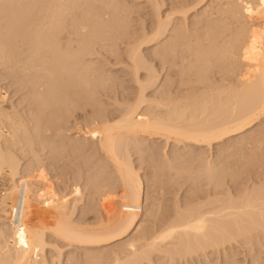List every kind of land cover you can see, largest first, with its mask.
Segmentation results:
<instances>
[{"label":"bare ground","instance_id":"6f19581e","mask_svg":"<svg viewBox=\"0 0 264 264\" xmlns=\"http://www.w3.org/2000/svg\"><path fill=\"white\" fill-rule=\"evenodd\" d=\"M110 1L111 0L108 1L109 3L106 1V4L105 3H104L105 5L103 4L105 7H102L103 5L99 6L100 3L102 4V2L99 3V1L97 0H92L93 4L94 2L99 3V4L96 3V7H97L96 8L94 7L95 5L91 3V0H87L86 2H84L83 0H0V61L2 63H5L6 60L8 61L7 63H9L10 61L12 62V64L11 63L9 64L13 66V67L10 66V69H14V68L18 69L17 71L21 77L19 76L18 73H17L18 75L17 74L16 75L17 77L25 81L26 85L24 87V85L19 84L18 80L16 81V83L19 84L20 88H22L21 86H23L24 89H26V86L30 87L29 88L30 90L28 88L27 89L32 94L31 98L33 100V103L36 104L35 105L36 107L34 109L32 108V111L30 112L27 111L28 114H25L27 115L25 117L24 112L26 111L20 112V114L22 113L20 115V114H17L18 112L17 113L16 111L14 112L16 108L14 109L13 106L11 108H9L10 106L2 107L1 105L3 103L5 104L4 100L7 97L5 96L6 95L5 92L0 93V264H40L41 261L44 260V259L42 260L40 259V258H43V254L45 257L44 249L49 245L51 246L50 242L48 245L46 241V235L48 234L56 238L57 241L58 239L60 242L63 241L64 244L66 243L67 246L69 245L74 246V247L77 246L79 248H85L87 250L96 249V248L98 249L101 246H105L113 242H116L118 240H121L123 238H126L129 234L132 233L131 231L136 226L138 227L140 223L142 224V221L140 223L138 221L140 217V212L142 211L141 202H143L142 201V195H143L142 189L143 188H142L141 180L143 179H140L137 173L138 171L136 172L135 167H133L132 165L133 160L131 161L130 155L134 154L132 153L133 151L134 152L139 151L141 149L140 148L141 146L143 147V149H146V147L149 148L151 144L148 142L149 146H146L147 144L146 141H152V140L154 141L156 139H162L165 141V143L172 142L176 145L177 144L186 145V146L187 145H196V146L204 145V146L211 148L213 144H221L225 140L231 139L232 137L234 138L235 136H239L240 134L244 133L246 130H250V128H253L255 125L258 124L260 120H263L264 118V8H263L264 5H262L264 3V0H216V2L215 0L214 1L209 0L208 1L209 4L208 3H207L208 5L205 4L206 5L205 8L201 9L202 12L200 11L199 8H201L204 5L203 4L201 6L204 0H199V1L195 0V3H193L194 0L193 2L191 0L190 2L188 1L189 2L187 3L188 5L184 3L186 7H184V5L181 4L184 8L183 7L181 8V5L179 6V9H181L180 12L183 15V17H181L184 20L183 24L182 22L178 23V21L175 23L172 17L170 16L168 17L169 14L170 15L171 13L173 14V12L171 11L169 12L168 15H166L167 17L166 16L165 18L161 17L159 14V10L161 7L158 8V5L160 4V3L158 4L159 0L157 1L154 0V3H153L154 5H152L151 8L153 12L154 10H156L155 11L156 16L154 13L152 15V17L153 18L155 17L156 20L154 19L155 22L153 21L155 25L153 24L154 25V26L152 25L153 28L151 27V30H150L151 34L148 33L150 34L149 36H147L148 34L144 36L146 33L144 34L145 31H142V33L144 34V35L140 34V36H142V41L137 42V44H135L136 41H139V36H138V40H135L133 45L131 43L130 44L131 47L128 46L129 51L126 49L128 52L126 51L127 58L125 59L127 61L125 60L126 61L125 65L129 67L131 66L129 69H132L130 71H132L133 73L132 76L134 75L133 79L135 78L133 82H136L137 85L136 84L135 85L137 86V90H138V91L136 90L137 93L135 94L137 95L136 97H134L135 99L132 98L134 99V102H132L133 101L132 100L131 101L132 103H129V100H126L128 103L126 102L124 104V107L123 105H121L123 108H120L118 116H116L117 113L115 114L116 117L111 118V115H113L111 114L109 118L108 114L105 115L107 112L100 114L99 112L97 113L96 111H93L96 114V116L94 114V117L96 119L94 117H91V118H94L95 120L94 119L92 120L96 122V123L92 122L93 123L92 129H95L96 132H93L91 136L93 137L94 133L95 134L97 133L96 135L98 139L94 136L97 139V144H94L95 141H93V139L90 138L91 136H89L88 138V140L91 139V141L94 142V143L91 142L92 145L94 144L93 146L91 144L90 145L92 147H95V149L93 148L95 152L93 154H96L92 157L93 160L92 159L90 160L92 162L94 160H97L96 158L100 160V162L97 160L99 162L97 164H99L100 170L97 167L98 165H94V168L95 169L97 168L96 170L101 172V169L103 166V165L102 166L100 165L102 164L101 163L102 158L99 159L101 154L100 155L98 154L99 157H97L98 152L96 153V151L99 150V153L101 152L105 156V159L112 165V168H111L113 170L112 173L113 174L116 173L117 176L115 174L114 175H115V178L118 177L117 179L120 182V188H121V193H122V196H121L122 199L120 198L122 202L121 200H119L120 201L119 204L121 205L119 207L120 208L119 213L115 216V214L111 213V212L113 213L115 212L114 207H112L113 209L111 210L108 207V205H110L111 203L109 199H112L113 194L112 192H110L109 193L110 197H108L107 192L112 186L110 187H107V186L110 183L112 184V182H116V181H113L114 177L111 178L112 182L110 179H109L110 181L108 180V177L109 175L111 177V174H107L108 177H106L105 170L107 169L110 172V168L108 169L107 167L106 169L103 167L104 170L102 169L105 173L103 174L105 175V177L104 176L102 178L100 177L102 176L101 174L102 172L99 173L101 174L100 176L98 175L102 179V181H104V182L101 181L103 186H99L98 184V186L96 187L97 185L96 181L98 180L99 182V177L95 179L96 181L93 180L94 177L96 178L97 176V175L94 176V174L96 173L94 174L92 173L93 179L91 178L92 176L90 177V179L92 180L89 181L88 180L89 178L86 179L91 183L93 181H95L93 183H96V185L94 184L95 186L93 187L95 188V190L93 191L94 192L93 198L94 197L98 198L99 196L98 194L103 195L104 193H107L105 195L108 197V201H109V202L107 201L108 205L105 204L107 206V211L110 210L109 213L115 216L113 218L108 217L111 214L110 215L108 214L107 216L108 212L105 213L107 218H110L111 221L110 219L107 220L105 215L104 216L106 219H104V217L99 216L100 218H103L105 222L103 220L97 219V222L99 223H96L98 224L96 225L94 222L95 228L94 227L89 228L90 225L89 227H87V225L79 224L76 221H75L76 223L73 222L71 219L72 217L71 214L69 213L70 214L69 215L67 212V209L70 207V205L69 207L67 205L69 202L66 203L67 202L66 201L65 203H63L62 199L64 196H62V199H61L60 197L61 194L60 195L53 194L55 192L52 193L50 190L47 189L51 193L44 194L45 195L44 196L42 195L44 192L43 193L41 192L42 193L41 194L39 191L38 197H40V199L37 198L32 193L31 194L33 195V197L31 196H30L31 198L28 197L27 193H29L30 190L27 192V191H23L22 189L18 188L20 187V185L17 184L19 183L16 179L18 178L17 176L20 175L21 173L29 174L32 172L33 174L34 168H36L34 169L36 171H37V168H41L40 166H42L41 164L42 158L39 153H43V152H40V151H44L45 149H48L51 153H55L56 155V151L58 149H52V145H57V143L54 144L53 141L55 140V138L58 137L61 129L64 126H66V124L68 125L67 123L68 118L65 115V113L68 112L70 109L74 111L76 107L78 109L81 106H84V107L89 106L87 105V104H90L89 100H91V98L93 97H94L93 101L96 99L94 94H91L90 88H93L94 86L96 87V85L99 87V85L101 86L102 83L107 84L108 82L110 83L115 80L114 79L115 77L109 78L111 81L110 80L108 81V78L106 79L105 77H103L105 78L103 82V78L102 79L100 78L102 77L101 76L102 74H100V77H99L97 69H94L96 68V66L93 65L92 62L90 63V62H87L88 60L87 61L86 59L84 60L83 59L84 57L82 56L84 54L88 56V53L90 51L88 50L87 52V48H88L87 46L88 45L91 46V44L93 45V43H95V42L92 43V41L99 40L103 44H106L105 42H107V44L109 45L111 43L114 44V42H116V41L113 42L112 39L114 35L117 34L118 32L121 31L122 34L124 35H122L121 32L118 33L117 35L120 34L119 36L121 37L126 36L125 34L127 32H125L124 30L128 28L131 24L127 27H124L125 25H128V24H125L126 22H124L125 21L124 15L127 14L125 9L123 8L124 6L119 4V7H117V4L114 0H112L111 3ZM83 2L84 4L88 3L87 4L88 7L86 6L84 8L85 5L83 4ZM112 2L114 3L115 6L113 5ZM156 2H157V6L155 5ZM80 3H82L84 9L81 7ZM190 3H191V6H189ZM89 4H91L92 6ZM107 4L109 5L107 6L108 8H106ZM110 4H112L114 7L112 5L110 7ZM120 5L122 8H120ZM109 7L111 8V10ZM101 8L103 9L101 10ZM105 8L106 10H108V12L110 10L109 12L110 15L111 14L113 15L110 16L109 13L105 10ZM123 9L125 12L123 11ZM104 10L105 12L103 13L102 11ZM250 10L252 11L250 12ZM172 11L174 12L177 11L178 14L180 13L178 9L177 10L175 9ZM194 11L196 12L200 11V14L198 15L199 12L196 13L197 17L196 15L195 17H191L189 15L191 19L192 18L194 19L193 21L191 20L192 21L191 22L188 20L189 17L188 18H185V17L188 16L187 14L189 12L193 13ZM246 11L250 12L251 15H252V12L257 11L256 15L259 14L260 15L259 19L262 18V23L260 25L261 27L259 26L258 28V26L255 25L256 26L255 28L253 27L254 25L253 26L250 25L251 20L250 22H248L249 20L247 21L248 25H250L251 28L250 26L247 25V23L243 22L244 20L246 22V19L244 17L245 16L247 17V15H249V13L247 15H244L246 14ZM123 12L126 14H124ZM92 13L93 14L95 13L94 16ZM102 13L103 15L105 14L106 19H104L103 15H98ZM242 14L244 15L243 17L244 19L241 18L243 16ZM259 15H257L256 17H258ZM109 16L110 17L115 16V19H113V21L110 20L111 22L108 20L110 24L106 26L103 25V24L109 23L107 22V17ZM248 17L249 19H251L250 15ZM93 18L95 21L93 20ZM177 18L178 16L176 17V19ZM101 19L106 20V22L102 21ZM182 19L180 21H182ZM242 19H243L242 22L246 25H243V23L239 22ZM185 21H189L191 22V24L190 25L188 24V26H186L185 25L186 23L184 24ZM171 22L175 24L171 25ZM122 25H124L123 26L124 28L122 27ZM243 26H246V27L244 28ZM252 27L254 28L253 30L255 29L257 30V31L255 30L256 34L254 32H249V30L251 31ZM118 38L120 37H117L115 40H117ZM161 41H163L162 44H161ZM251 42H253L254 44L252 47H251ZM159 43L160 45L158 46L157 44ZM247 44H249L250 46H248ZM144 45L150 46L151 48L153 45H156L157 49L155 48V46H153V49L155 48L156 50L154 49L153 51L150 48L151 49L150 54L151 56L156 57V59H158L157 61L162 60L163 62L166 59L165 64H167V61L168 63H170L167 65L169 66L167 67L168 70L171 68L174 69V67H176L175 70H173L174 73L173 71H171L172 69L170 70V73L172 72V74H168L169 71L168 73L165 72L166 76L164 75L165 77H163L165 78V80H163L165 82H163L164 83L163 84L161 83L162 82L161 80L159 82L161 84V85L159 84L160 86L158 85V78L160 77L156 73V70H154L153 66H149L151 65L149 62H148L149 65L147 64L146 62L147 60L145 61V58L147 59V57H145L144 54H143L144 56L142 55L143 51L141 49ZM256 45L259 47V48L257 47L259 51L258 49L257 50L255 49ZM245 46L248 47V50H247V47L245 48ZM255 51H257V53L259 52V54L257 55ZM152 52H154L153 55H152ZM244 52L247 53L248 56L246 54V56L242 55L243 57H241V54H245ZM123 56H125V54ZM4 58H6L5 62H3ZM153 60L155 59L153 58ZM174 61H176L177 63ZM160 62L161 61H159L158 63L160 64ZM172 62H174L175 64ZM9 64L7 66H9ZM214 64H217L218 67H215L216 65ZM170 66L172 67L170 68ZM213 66L218 69V73H219L218 78L216 79L213 78L215 77L213 75L215 74ZM167 68H166V71H167ZM10 69L9 71H11ZM211 69L213 70V73L209 74L210 72L209 70ZM142 71H146L145 72L146 76L141 78L140 73ZM154 71L156 74L154 73ZM96 72L98 75L95 74ZM94 74L96 75L95 79H97L96 77L98 76L99 80H94L93 78ZM173 76L174 77L177 76L178 79L176 78L177 79L176 80ZM17 77H11V78H17ZM171 77H173L178 83L175 82V80L172 79ZM190 78H193V79H190ZM96 81L97 83L98 81L99 82L101 81L100 82L101 84L99 83L97 84ZM94 83H96V85ZM173 83L178 84L177 87L180 86L179 87L180 89L183 85L185 89H187L186 87L188 85H193V87L195 86V88L197 87V89L191 88L190 91L188 90L189 93L181 94L182 92L186 93L188 91L182 90L184 89L182 88L181 89L182 92H181L178 88V92L176 93H179V91L181 92L180 94H177L178 96L181 95L180 97H178L174 91L177 89L176 87H175L176 89L174 88L173 90L174 91L173 94H171L172 92L168 90V88L170 89V87L173 86ZM91 85H93V87ZM164 85H166L167 87L169 86V87L167 88ZM158 86L165 87L166 89L163 90L162 88H160L161 89L159 90L160 92L157 91L156 93L155 90H157ZM166 90H167V94H164L165 93L164 91ZM149 91H152L151 93H153L154 91L153 93L154 95L152 96L151 94L150 95L151 97H147L146 95H147V92ZM27 95L30 96L29 94ZM31 98L29 99L30 101L27 100L29 101L30 105L32 103ZM80 101L82 102L83 105L80 103ZM78 102L80 103V106ZM93 103L94 102H92V104ZM96 104L98 103L96 102ZM95 106L98 107V105H95ZM95 106L93 107L95 108ZM84 107H82V109ZM4 108H8L9 110H12L13 108L14 110L9 111L8 109H4ZM91 116H93L92 113H91ZM95 124L96 126H94ZM90 128L91 127L86 128L87 129L86 131L90 130V132H92ZM86 131H85L86 134H84L85 136L87 134L89 135V133H87ZM261 131L264 132V130H261ZM250 132L252 133L251 130ZM255 132L256 131L253 132L254 133L253 135L255 137L251 133L248 135V141L250 142L252 138L249 139V137L253 136L255 142L258 139L256 144H258L259 146L261 145V143L259 142L264 141V137L262 136L264 133L261 132V134H259L260 136L259 137L257 133H259L260 131L256 133ZM261 136L263 137L262 138L263 140H261ZM252 140L251 142L254 141ZM238 141H242V140H238ZM243 141L245 140L243 139ZM78 142L80 144V141ZM78 142L77 141L74 142L76 144H73V145H71L73 142L72 143L70 142V147H74L76 145L78 146L77 148L80 149L82 145L80 146ZM87 142H90V141H87ZM249 142L247 143V147L250 146L248 145ZM144 143L146 147H144ZM239 143L237 142L235 144H238L239 146H241V143L240 144ZM245 143L244 145H246ZM68 145L69 143L65 144V143H61L60 141L58 148L62 151L63 149L67 148ZM84 145L85 144H83L84 148L81 147L83 148L82 151L91 153L90 147H88L89 149H86L87 147H85ZM253 146L255 147V145ZM151 147L152 148L154 147L153 148L154 150L152 148H149L148 150L149 151L153 150L152 152H154L157 148L154 146V144H152ZM256 148L258 147L256 146ZM244 149L248 150V148H244ZM148 150L146 149L147 152ZM263 150H264V147H263ZM234 151H232V153H235ZM237 151H238V148H237ZM177 152L176 153L173 152L174 158ZM189 152H192V151H189ZM230 152L231 151H229V153ZM58 153H59V150H58ZM138 153L140 154V151ZM200 153L201 152L196 153L193 158L201 162L199 165L198 164L199 162H197L196 160L193 161L195 163L197 162L196 164L199 165L198 167L196 166L198 170H195L194 168V171L193 170L191 171L190 169L185 168L186 170H190V171H186L184 170V167H183V170H181L182 167L178 165L179 163L178 164L176 163V164L180 168L179 169L178 167L175 168L176 166V164L174 165V163L176 162L174 161L175 159L171 157H170L171 159L168 158L166 162H169V163L171 162L170 164L168 163V165L170 166V167L168 166L169 170L171 169L172 171L171 167L174 165L173 169H175L174 170L175 174L178 172L177 174L180 175V177H178V175L173 174L175 175V178H173L172 176L171 182H174V181L176 182V180L174 179H176L177 177L178 179L182 178L184 176L183 173L185 174L188 173L189 175L191 174L194 180L192 179L190 180L193 181L194 183V181L199 178H200L199 180L201 179L204 180L206 178L208 179V176L209 178H212V176L213 177L216 176V175H213L216 172L218 173V174L216 173L218 176L224 173L223 170L227 171L229 167L227 160L224 159L225 161H221L218 158L219 156L218 157L216 156L217 160H213V161L212 159L205 160L206 157L204 159L202 158L204 157V154L202 153L203 154L202 156ZM248 153L250 152H247L246 154L248 155ZM199 154L201 155V157H199L200 156ZM246 154L244 155L245 157H247ZM254 154L253 156L256 155ZM103 155L101 157H103ZM140 155H142V153ZM140 155L139 157L141 159ZM185 155L184 157L186 158ZM196 155L199 157V159H197L198 157ZM234 155L238 156L237 153H235ZM260 155H264V153ZM20 156L30 157L32 160L29 159L31 162L29 161L28 163H26L25 166L22 167L20 164V160H21ZM177 156L182 158L178 154ZM242 158L244 161V157ZM213 159H215V157ZM106 160H103V161L105 162ZM155 161H159V160L156 159ZM188 162H191V161L189 160ZM153 163H156V162H153ZM109 165L106 164L105 166L109 167ZM254 165H256V163L253 164V167L251 166L253 169H254ZM165 167L167 168V164L165 165ZM50 168H51V165H50ZM259 168L261 169L260 166ZM260 169L259 171H257V173L261 171ZM39 170L40 169H38V171ZM96 170H93V171L96 172ZM169 170L167 171L168 173H169ZM228 170H230V168ZM38 171H37V174H38ZM160 171L158 173H160V176H161V173L163 172V170L162 172ZM154 172L156 171L154 170ZM234 172H238V171H234ZM43 173L44 171L40 174H43ZM45 174H43V177ZM163 174L164 173H162L161 179L159 178L158 180H154V181L161 180L163 182L164 180H162V178L165 179L163 177ZM189 175L186 174L185 177ZM205 175L207 176L206 178H205ZM160 176L158 175L156 178ZM190 176L189 178H191ZM202 176L204 179L202 178ZM41 177H39L38 179L40 180ZM166 177H169V176H166ZM38 179H36V181H39ZM105 179H107L109 183ZM212 180L215 181L217 179L216 178L211 179V181ZM105 181L106 183H108V185L105 183ZM198 181H196V183ZM201 182L202 181H200V183ZM37 183L38 182H36V184ZM91 183H89V186L87 183H86L87 185L86 184L85 185L91 189L92 188L91 187L92 185H90ZM257 183L259 184L260 181ZM261 183H262V180H261ZM39 184L41 183L39 182ZM104 184H106L107 186L106 185L104 186ZM208 184H210V182ZM261 185L253 187V188L249 186L250 188L248 189V191H244L240 189V191H244V192L243 193L240 192L239 193L240 195H238L236 192L235 194L236 196L234 195L231 196V194H229L224 200L222 199L219 200L220 197L217 199H213L214 197L213 194L211 195L212 196L211 198L213 200H210L208 198L206 201H203V202L199 201V203H196V204L190 201L189 199L188 202L190 203H187V204H190V205H188L185 208L181 207L182 209L180 208V206L176 207V210H178L177 213L174 211L176 213V216L174 215L175 213L173 212L174 213L173 215L175 218H171L172 220H168L169 222L166 221L163 223L162 221L161 223L162 225L158 226L156 230H153L155 229V226L153 224L154 227L153 226L150 227L152 232L149 233L148 231L149 228L147 230L144 229L146 231L140 232V235L138 236V234L136 233L134 229L135 235L137 234L136 239H134L135 238L134 236L133 240L131 241L129 240L130 242L127 241L128 243H125L126 245L123 244L124 247L122 245L119 246L120 251H119V247L115 248V253L119 252V254H115V255L113 254L114 257H112L113 258L112 259L111 258L112 253H110L109 257L112 259L111 262L108 261V259L104 257L105 253L103 252V249L102 250L98 249L100 252V253L98 252V254L96 253L98 250L96 252L94 251L93 253H95V255L91 253L92 251L91 252L88 251L90 254L84 253V255H82L83 258L81 259V261L80 260L79 261L84 264H140V262L142 263L143 261L144 263L147 262L148 264H152V260L154 259L153 256H156L157 258L156 257L155 258L158 259L160 262L162 259H164L166 263L167 261L172 263V261H175L174 260L175 258H177V260L178 259L181 260L182 258L183 260L184 258H186V256L189 257L190 255H193V253H197V252L205 253L207 249L209 248L214 249V247L216 249V246H219L222 243L229 241L231 239H234L236 237H239V236H242V238L243 236H246V237L248 236V238H250L252 237L253 234H258V232L264 233V186L262 185L263 186L262 187ZM35 186L36 185H34V187ZM213 186L215 187L214 184ZM75 187L78 190L79 187L78 186H75ZM75 187H73V189H75ZM213 189L215 190V188ZM218 189L219 188H217L216 191H219ZM110 190L112 191V189ZM75 191L74 190L71 191V194L74 193ZM230 191L232 190L230 189ZM23 192L25 193L27 192V193L25 194ZM76 193L77 192L73 194V198H74V195L80 196L81 190L79 194L78 193L76 194ZM39 194L41 195L39 196ZM95 194H97V196H95ZM111 194H112V197H111ZM217 194L222 195L223 193L218 192ZM223 195H225V193ZM41 196L45 198V199L42 198V200L44 199L43 201H41ZM80 198L81 197H78L77 200ZM99 198L102 201L107 200V198H105L106 200L103 197L102 199L101 197ZM77 200L74 198L73 201L78 202L79 200L78 201ZM191 202L193 203L192 205H191ZM117 204L118 203L116 202V207H117ZM106 206H104V208H106ZM111 206L112 205H110V207ZM66 207L68 208L66 209ZM159 208L160 207L158 206V209ZM145 221L148 222V220H145ZM144 226L145 225L143 224V227ZM144 230H141V231H144ZM145 233H148L149 236L148 234L145 235ZM246 237L243 238L244 241ZM52 245H57V244H52ZM54 247L52 248V250L54 249ZM47 248L50 249V247H47ZM56 251H58V249ZM101 251L103 252L102 257L99 255L102 253ZM59 253L61 252L59 251L56 255H59V257H61L62 255L60 256ZM113 253H114V250H113ZM105 256H108V255L105 254ZM37 257L41 261H39ZM59 257L57 258L59 259ZM67 257L70 258V254L69 256L67 255ZM79 257H81V255H79ZM103 257L108 262L104 263ZM69 258L67 259V261L68 263H71L69 261L72 260V257L70 258V260ZM76 258L78 261V257ZM76 258H73V260H76ZM110 258L109 260H111ZM44 261L46 262L48 260L45 259ZM44 261H42L41 264H45ZM77 261L75 262L72 261V262L75 264L77 263ZM58 263L61 264L60 259ZM232 263L233 262H231V264ZM157 264H159V262Z\"/></svg>","mask_w":264,"mask_h":264},{"label":"rangeland","instance_id":"374dc122","mask_svg":"<svg viewBox=\"0 0 264 264\" xmlns=\"http://www.w3.org/2000/svg\"><path fill=\"white\" fill-rule=\"evenodd\" d=\"M84 2H86L85 0H83ZM97 1H99V3L100 2H102V4L100 3V5L99 6H102L104 3L106 4V1L108 2L109 0H97ZM112 1V0H111ZM111 1H110V3H111ZM115 2H116V4H117V7H119V4H121L122 6H124L123 8L125 9V11H126V13L128 14H126V13H124L125 11H124V9H123V13L124 14H126V15H124V17H125V21L124 22H126L125 24H128V25H122V27L124 26V27H127V26H129L130 24V26L128 27V28H126L124 31L125 32H127L125 35L126 36H119V35H117L118 33H120V32H118L117 34H115L114 35V37H113V39H112V41L114 42V41H116V42H114V44H109L110 45V47H109V45L107 44V42H105L106 44H103L101 41H99V40H95V41H92V43L93 42H95V43H93V45L91 44V46L90 45H88L87 47V52H88V50L90 51L89 53H88V56L86 55V54H84V55H82L84 58V60L86 59V61L87 62H92L93 63V65H95L96 66V68H94V69H97V71H98V74H99V77H100V74H102L101 76L102 77H100L101 79L103 78V77H105L106 79L108 78V81L110 80L109 78H114V79H112V80H114L113 82H108L107 84L106 83H102V85L100 86L99 85V87L96 85V83H97V81H96V83H94L95 85H96V87L94 88L93 87V85H91L93 88H90L91 89V94H94V96L96 97V102L98 103V104H96V102H95V100L93 101V99H94V97L93 98H91V100H89V102H90V104H87V105H89V106H81V107H79L78 109H77V107H76V109H74L75 108V106H74V111L72 110V109H70L68 112H66L65 113V115L67 116V118H68V121H67V123H68V125L66 124V126H64L62 129H61V131H60V133H59V135H58V137L57 138H55V140L53 141V143L54 144H56L57 143V145H52V149H58L59 150V153H58V150L56 151V155H55V153H51L48 149H45L44 151H40V152H43V153H39L40 154V156H41V158H42V166L44 167H42V166H40L41 168H37V171H38V169H40L39 171H40V173H42L43 171H44V173L43 174H45L46 172V176L44 175V177H43V174H40L39 173V171H38V174H37V171L36 170H34V169H36V168H34L33 169V174H32V172L31 173H21L20 175H18L17 177L18 178H16L17 179V181L19 182V183H17L18 185H20V187H18V188H20V189H22L23 191H29L30 190V194L29 193H27V196L28 197H33V195H35L37 198H39L40 199V197H38V193H39V191H40V193L42 192H44L42 195H44V194H47V193H53V192H55V193H53V194H56V195H60L61 194V199H62V196H66L65 198L67 199H65L64 197H63V199L65 200H63L62 199V202L63 203H65L66 201V203H68L67 205H68V207H69V205H70V209L68 208V207H66V209H67V212H68V214L70 213L71 214V219H72V221L73 222H77V223H79V224H82V225H87V227H89V225H90V227L89 228H91V227H94L95 228V225H94V222H95V224L96 223H99V222H97V219H100V220H103L104 222H105V220L104 219H106L107 218V216H108V214L110 215L111 213L112 214H115V216L119 213V211H120V204H119V200H121L122 199V193H121V188H120V182H119V180L117 179V178H115V175H116V173H112L113 172V170L111 169L112 168V165L105 159V156L100 152L99 153V150L98 151H96V153H97V157H99L98 156V154L100 155L101 154V156L103 155V157H99V159H101L102 158V160H101V163L102 164H100L101 166H102V169L104 170V168L106 169V167L109 169L110 168V172H109V170H105V173H104V171L101 169V172L100 171H97L95 168H94V165H98L97 167H98V169H99V164H97V163H99L100 162V160H98V158H96L97 160H94L93 162L90 160V159H92L93 160V156L94 155H96V154H93V153H95L94 152V150H93V148L95 149V147H92L94 144H97V139H98V137H97V133L95 134L94 133V135H93V137L96 139H94L91 135H92V133L93 132H96L95 131V129H92L93 128V123L92 122H94V123H96L95 121H93L92 119H94L95 117H94V114H95V112H93V111H96L97 113L99 112L100 114L101 113H106L105 115H107L108 114V117L110 118V115L111 114H113V115H111V118H113V117H116V116H118L119 115V110H120V108H123L124 107V104L127 102L126 100H129V103H132V102H134V97H136V95L137 94H135V93H137V84H136V82H133L134 81V79H133V76H132V71H130V70H132V69H129L130 67L129 66H127V65H125V62L127 61L125 58H127V52L129 51V47H131V43H132V45H133V43L135 42V40H138V36H139V41H136V43L135 44H137V42H140V41H142V36H140V34L142 35L143 33H142V31H145L144 32V36H146L148 33H150V30H151V27L153 28V26L155 25V21H154V19L156 20V18L154 17H152V15H153V13L155 14V16H156V13H155V11L156 10H154V12H153V10H152V5H154L153 3H154V0H153V2H152V0L150 1V0H114ZM113 1V2H114ZM157 1V0H156ZM191 1V0H159V2H158V8L159 7H161L160 8V10H159V14H160V16L161 17H164L165 18V16L166 15H168L169 14V12L171 11V12H173V14L171 13V15L169 14L168 15V17L170 16V17H172V19H174L173 21L176 23L177 21H178V23L180 22H182V24H183V19L181 18V17H183V15L181 14V9H179V6L182 4V5H184V7H186L185 6V4L184 3H189V2ZM197 1V0H196ZM199 1V0H198ZM208 1L209 0H204V2L201 4V8H199L200 9V11L202 12V8H205V4H207L208 3ZM212 1V0H211ZM214 1V0H213ZM81 2V1H80ZM84 2H83V4H84ZM112 2V3H113ZM117 2H119V3H117ZM122 2V3H121ZM152 2V3H151ZM182 2V3H181ZM192 2H193V0H192ZM215 2H216V0H215ZM91 3H92V0H91ZM96 3H98V2H96ZM96 3L94 2V4L93 5H95L94 7H96ZM98 3V4H99ZM109 3V2H108ZM193 3H195V0H194V2ZM192 3V4H193ZM81 4V7L83 8V5H82V3H80ZM87 4L88 3H86V4H84L85 6H84V8L87 6ZM98 4H97V6H98ZM104 4V5H105ZM209 4V3H208ZM207 4V5H208ZM89 5H91V4H89ZM102 6V7H105V6ZM111 5L112 4H110V7H111ZM113 5H114V3H113ZM112 5V6H113ZM121 5H120V8H122L121 7ZM156 6H157V2H156V4H155ZM161 5V6H160ZM181 5V8L183 7ZM188 5V4H187ZM262 5H264V3L262 4ZM92 6V5H91ZM107 6H109L108 4L106 5V8H108ZM115 6V5H114ZM113 6V7H114ZM156 6H154V7H156ZM189 6H191V3L189 4ZM189 6H187V7H189ZM88 7V6H87ZM109 7V8H110ZM183 7V8H184ZM83 8V9H84ZM97 8V7H96ZM106 8H105V10H106ZM263 8H264V6H263ZM100 9V8H99ZM103 8H101V10H102ZM155 9V8H154ZM177 10L178 9V11L180 12L179 14H178V12L176 11V12H174V11H172V10ZM198 9V10H199ZM105 10L104 11H102L103 13L105 12ZM110 10H111V8H110ZM110 10H109V12H110ZM107 12H108V10H106ZM122 11V10H121ZM128 11V12H127ZM200 11H198V12H196V11H194L193 13H188L187 15L188 16H186L185 18H188V20L189 21H193L194 19L192 18H190V16L191 17H195V15H196V17H197V14L196 13H198V15L200 14ZM252 10H250V12H251ZM106 12V13H107ZM108 12V13H109ZM250 12H247L246 11V14H244V15H247L248 13H249V15H250V18L251 19H249V15H247V17L245 16L244 17V15L241 17V18H245L246 19V22H245V20L243 21V19L242 20H240L239 22L240 23H247V21L248 22H250V20H251V22H250V25H254L253 27H255L256 28V26H258V28H259V26L261 25V23H262V18L261 19H259V17H260V15L259 14H257V15H259L258 17H256L257 15H256V13H257V11L256 12H252V15H251V13ZM103 13L102 14H98V15H103ZM195 13V14H194ZM93 14V13H92ZM95 14V13H94ZM94 14H93V16H94ZM177 14V15H176ZM254 14V15H253ZM106 15H108V14H106ZM109 15H110V13H109ZM111 15H113V14H111ZM110 15V16H111ZM174 15V16H173ZM180 15V16H179ZM182 15V16H181ZM190 15V16H189ZM193 15V16H192ZM92 16V15H91ZM104 16V19H106V16H105V14L103 15ZM109 16V17H110ZM126 16H128V17H126ZM178 16V20L176 19V17ZM102 17V16H101ZM107 17V22H109L110 20H112L113 21V19H115V16H113V17ZM123 17V18H124ZM167 17V16H166ZM103 18V17H102ZM109 18V19H108ZM112 18V19H111ZM153 18V19H152ZM240 18V19H241ZM253 18H255V19H253ZM257 18V19H256ZM99 19H100V17H99ZM102 20V21H105L106 22V20ZM182 19V21H180ZM259 19V20H258ZM93 20H94V18H93ZM109 20V21H108ZM185 20H187V19H185ZM95 21V20H94ZM98 21H100V20H98ZM154 21V22H153ZM189 21H185L184 22V24L186 25V26H188V24L190 25L191 24V22H189ZM243 21V22H242ZM96 22H97V20H96ZM104 22V23H105ZM111 22V21H110ZM110 22L109 23H107V24H103V25H108V24H110ZM122 22H123V20H122ZM153 22V23H152ZM175 23H173V22H171V25L172 24H175ZM243 23V25H246V24H244ZM154 24V25H153ZM153 25V26H152ZM247 25H248V23H247ZM250 25H248V26H250ZM256 25V26H255ZM247 26V27H248ZM244 28L246 27V26H243ZM252 27V29H251V31L249 30V32H254L255 34H256V32H255V30H253L254 28ZM261 27V26H260ZM130 28V29H129ZM155 28V27H154ZM249 28V27H248ZM250 28H251V26H250ZM249 28V29H250ZM144 29H146V30H144ZM122 30V31H123ZM130 30V31H129ZM140 30V31H139ZM153 30V29H152ZM147 31V32H146ZM257 31V30H256ZM259 31V30H258ZM124 33V32H123ZM121 34H122V32H121ZM130 34V35H129ZM151 34V33H150ZM150 34H148L147 36H149ZM258 34V33H257ZM117 35V36H116ZM122 35H124V34H122ZM117 37H120V38H118L117 40H115ZM129 37V38H128ZM123 38V39H122ZM140 38H141V40H140ZM127 40V41H126ZM111 41V42H112ZM164 41V40H163ZM163 41H161V44H162V42ZM91 43V42H90ZM108 43H110V42H108ZM134 44V45H135ZM250 44V43H249ZM249 44H247L248 46H250ZM158 46L160 45V43L159 44H157ZM254 44H253V42H251V47L253 46ZM112 46V47H111ZM115 46V47H114ZM129 46V47H128ZM145 46V45H144ZM142 47V51H143V53H142V55L144 54L145 55V57H147V59L145 58V61L147 62V64L149 65V63L151 64V65H149V66H153L154 67V70H156V73L158 74V76L161 78H158V85L160 84L159 82L162 80V82L161 83H163V82H165V81H163V80H165V78H163V77H165L166 76V73H168V71H169V73L168 74H172V72L170 73V70L171 71H173V70H175V68L176 67H174V69L173 68H171L172 66H173V64H172V66H170V68L171 69H169L168 70V68L167 67H169V66H167L168 64H170V63H168V61H167V64H165V60L162 62V60H159V61H161L160 62V64L158 63L159 61H157L158 59H156V57H153V56H151V54H150V52H151V49L154 51V49L156 48L157 49V47H156V45H153V46H155V48L153 49V46H152V48L150 47V46H145V47ZM247 46H245V48H246ZM258 46L256 45V50L259 48H257ZM90 48V49H89ZM107 48V49H106ZM151 48V49H150ZM128 51H127V50ZM155 49V50H156ZM247 50H248V47H247ZM247 50H246V52H247ZM112 51V52H111ZM115 51V52H114ZM117 51V52H116ZM127 51V52H126ZM258 51H259V49H258ZM149 52V53H148ZM153 53L154 52H152V55H153ZM243 53V52H242ZM245 53V52H244ZM255 53L258 55L259 54V52L257 53V51H255ZM125 54V56H123ZM146 54H147V56H146ZM246 54L247 53H245V54H241V57H243L242 55H244V56H246ZM143 55V56H144ZM86 56V57H85ZM247 56H248V54H247ZM149 57V58H148ZM257 57V56H256ZM152 60H151V59ZM153 58L155 59V60H153ZM5 60H6V58H4L3 59V62H5ZM90 60V61H89ZM126 60V61H125ZM149 60V61H148ZM8 61L6 60V62L5 63H2L1 61H0V63H1V65H0V90H1V92L0 93H4L5 92V96L7 97V98H5V100H4V102H5V104L3 103L1 106L2 107H9V108H11L12 106L14 107V109L16 108V110H14L13 108H12V110H9L8 108H4V109H8L9 111H13L14 110V112L16 111V113L17 114H20V112H24V111H28V112H30V111H32V108L34 109L36 106V104H34L33 103V100H32V94H31V92L29 91L30 89V87H28V86H26V89H24L23 88V86H21L22 88H20V86H19V84H21V85H24V87H25V85H26V83H25V81H23L21 78H19V77H17V75L19 74L18 73V69L16 68H14V69H10V66L11 67H13L11 64H12V62H10L9 61V63H11V64H9V63H7ZM149 62V63H148ZM170 62V61H169ZM174 62H176V61H174ZM174 62H172V63H174ZM6 63H7V65L9 64V66H7L6 65ZM89 63V64H90ZM177 63V62H176ZM127 64V63H126ZM165 64V65H164ZM175 64V63H174ZM4 65V66H3ZM14 65V64H13ZM92 65V64H91ZM92 65V66H93ZM129 65V64H128ZM162 65H164V66H162ZM214 65H216L215 67H218V65L217 64H214ZM91 66V67H92ZM214 67V66H213ZM213 68L214 69V72H215V74H213L215 77H213L212 75V77L214 78V79H216V78H218V75H219V73H218V69L217 68ZM166 68H167V71H166ZM9 69L11 70V71H9ZM217 69V70H216ZM13 70H15V71H17V72H15V71H13ZM212 70V69H211ZM211 70H209L208 72H209V74H212L213 73V70L211 71ZM8 71V72H7ZM94 72V71H93ZM143 72V73H142ZM141 73H140V76H141V78L142 77H144V76H146L145 75V72L146 71H142ZM166 72V73H165ZM175 72H177V71H175ZM18 73V74H17ZM154 73H155V71H154ZM155 73V74H156ZM173 73H174V71H173ZM17 74V75H16ZM96 75H98L97 74V72L95 73ZM94 74V76H93V78H94V80H99V78H98V76L96 77L97 79H95V75ZM142 74V75H141ZM167 74V75H168ZM9 77H8V76ZM165 75V76H164ZM19 76H20V74H19ZM11 77H17V78H11ZM21 77V76H20ZM174 77V76H173ZM173 77H171L172 79H176L177 78V76H175L174 78ZM105 78H103V82H104V79ZM14 79H16V80H14ZM171 79V80H172ZM174 79V80H175ZM178 79V78H177ZM176 79V80H177ZM190 79H193V78H190ZM18 80V82H19V84H17L16 83V81ZM20 80H21V82H20ZM173 80V81H174ZM175 80V82H177ZM189 80V79H188ZM187 80V81H188ZM24 83H23V82ZM111 81V80H110ZM191 81V80H190ZM94 82V81H93ZM93 82H92V84H93ZM101 82V81H100ZM99 81H98V83L99 84H101ZM107 82V81H106ZM193 82V81H192ZM97 83V84H98ZM178 83V82H177ZM136 84V85H135ZM164 84V83H163ZM176 86H175V85ZM184 84H185V82H184ZM188 84H190V83H188ZM188 84H186V85H188ZM192 84V83H191ZM161 85V84H160ZM159 85V86H160ZM167 85V84H166ZM166 85H164V86H166ZM169 85V84H168ZM186 85H185V87H186ZM158 86V87H159ZM170 86H171V84H170ZM178 86V84H176V83H173V86H171L170 87V89L168 88V90L169 91H171V92H169V93H171V94H173V92L175 91V93L176 92H178V88L180 87H177ZM182 86V85H181ZM189 86H191V87H189ZM98 87V88H97ZM157 87V90H155V92L157 93V91H159V90H161L160 88H162L163 90L164 89H166L165 87H159L158 88ZM177 89H176V88ZM29 90H28V89ZM100 88V89H99ZM103 90H102V89ZM174 88L176 89V90H174ZM182 88H184V85L181 87V89ZM187 89H182V90H191V88L192 89H197V87L195 88V86L193 87V85H188L187 87H186ZM190 88V89H189ZM93 89V90H92ZM180 88H179V90L182 92V90H181ZM27 90V91H26ZM102 90V91H101ZM137 90V91H136ZM174 90V91H173ZM94 91V92H93ZM179 91V93H176V95L177 94H180L181 92ZM189 91L188 92H182L181 94H187V93H189ZM26 92V93H25ZM93 92V93H92ZM152 91H149V92H147V97H151L150 95L152 94V96L154 95L153 93H154V91H153V93H151ZM160 92V91H159ZM165 93L164 94H167V90L166 91H164ZM97 95H96V94ZM25 94V95H24ZM27 94H29L30 96H28ZM26 96V97H25ZM178 96V95H177ZM181 96V95H180ZM180 96H178V97H180ZM183 96V95H182ZM31 98V105H30V103H29V99ZM92 97V96H91ZM28 98V99H27ZM132 98H134V99H132ZM131 99V100H130ZM27 100H29V101H27ZM133 100V101H132ZM9 101V102H8ZM24 101V102H23ZM125 101V102H124ZM132 101V102H131ZM88 102V103H89ZM92 102H94L93 104H92ZM79 103V102H78ZM80 103L82 104V102L80 101ZM80 103H79V106H80ZM128 103V102H127ZM13 104V105H12ZM29 104V105H28ZM75 104V103H74ZM83 105V104H82ZM95 106V105H98V107L97 106H95V108L93 107V106ZM121 105H123V107L121 106ZM30 106H32V107H30ZM119 106V107H118ZM30 107V108H29ZM82 107H84L83 109H82ZM89 107H91V108H89ZM101 107V108H100ZM81 108V109H80ZM98 108V109H97ZM100 108V109H99ZM103 108V109H102ZM82 110V111H80V110ZM85 109V110H84ZM95 109V110H94ZM102 109V110H101ZM105 109H106V111H105ZM71 110H72V112H71ZM76 110V111H75ZM84 110V111H83ZM100 110V111H99ZM105 112H104V111ZM114 110H115V112H114ZM118 110V111H117ZM103 111V112H102ZM114 112V113H112V112ZM117 111V112H116ZM26 112H24V116L26 117L27 115H25V114H28V112L26 113ZM91 113H92V115L93 116H91ZM117 113V114H116ZM22 114V113H21ZM20 114V115H21ZM115 114H116V116H115ZM89 116H90V118H89ZM95 116H96V114H95ZM91 117H94V118H91ZM88 118V119H87ZM96 119V118H95ZM94 119V120H95ZM259 122H260V124H259ZM258 122V124L257 125H255L253 128H250V130L252 131V133L250 132V130H246L244 133H242V134H240L239 136H235L234 138L232 137L231 139H228V140H225L223 143H221V144H213L212 146H211V148H209V147H207V146H199V145H179V144H174V143H172V142H169V143H165V141L164 140H162V139H156V140H152V141H146L147 142V144H146V146H149V143L152 145V144H154V146L155 147H157L156 148V152L154 153V152H152L154 149V147L152 148L151 147V145H150V147L149 148H152L153 150L151 151H149L148 149L149 148H147L146 146H145V143H144V147H146V149L148 150V152L146 151V149H143V147L141 146L140 148V154L142 153V155H140L138 152L139 151H136V152H132L131 150V152L132 153H134V154H132V155H130L131 156V161H132V165H133V167H135V169H136V172L138 173V175H139V177H140V179H143V180H141V182H142V201L143 202H141V205H142V211L140 212V217H139V223L142 221V224L140 223L139 225H140V227H139V225H138V227L136 226L134 229H135V231H136V233L138 234V236L140 235V232H145L148 228V231H149V233L150 232H152V230H151V228L150 227H152L153 226V224H154V226H155V229H153V230H156V228L158 227V226H160V225H162L161 223H162V221H163V223L164 222H166V221H168V220H172L171 218H175L174 217V215L176 216V213H177V211L178 210H176V207H178V206H180V208L182 207V208H185V207H187L188 205H190V204H187V203H190V202H188L189 201V199H190V201H192L193 203H199V201L200 202H203V201H206L208 198L210 199V200H213V199H217V198H219V200L220 199H222V200H224V199H226V197L229 195V194H231V196H236L235 194H236V192H237V194L238 195H240L239 193L241 192V193H243L244 191H248V189L250 188V187H256V186H260L261 184L264 186V155H260V154H263L264 153V150H263V147H264V141H261V142H259V143H261V145H259L258 146V144H256L257 143V140H256V142H255V140H254V131H256V132H258V131H260L259 133H257L258 134V136H259V134H261V132H263V131H261V130H264V118H263V120H260ZM89 123V124H88ZM98 123V122H97ZM85 124V125H84ZM87 124H88V126H87ZM94 126H96V124L94 125ZM70 127V128H69ZM88 127H91L90 129H91V131L92 132H90V130H88V131H86L87 129L86 128H88ZM84 128V129H83ZM261 128V129H260ZM81 129V130H80ZM87 132V133H89V135L87 134L86 136L84 135V134H86L85 133V131ZM255 132V133H256ZM252 134L253 136H250L249 137V139L250 138H252L251 140L253 141V142H251V140H250V142L248 141V135L249 134ZM264 133V132H263ZM257 134H256V136H257ZM89 136H91L90 138L91 139H93V141H95V143L93 142V141H91V139H89L88 140V138H89ZM244 136V137H243ZM263 137H264V134L262 135ZM261 136V140H263L262 137ZM85 137V138H84ZM242 137V138H241ZM260 137V136H259ZM259 137H257V138H259ZM65 138V139H64ZM86 138H87V140H86ZM236 138V139H235ZM78 142V141H80V144H79V142H78V144L81 146V147H83V144H85L84 146L85 147H87L86 149H89L88 147H90V151H91V153H89V152H86V151H82V149L84 148H81L80 146V149L79 148H77L78 146H74V147H70V142L72 143L71 145H73V144H76V143H74V142H76L75 140ZM83 139V140H82ZM243 139L245 140V141H243ZM246 139H247V141H246ZM233 140V141H232ZM238 140H242V141H238ZM60 141H61V143H65V144H68L69 143V145H68V147L67 148H65V149H63L62 151L58 148V146H59V144H60ZM86 141H90V142H84ZM58 142H59V144H58ZM81 142H82V144H81ZM91 142L92 143H94L93 145L91 144ZM149 142V143H148ZM153 142V143H152ZM155 142V143H154ZM241 143V146H239L238 144H235V143ZM246 142V143H245ZM249 142V144L248 145H250V146H248L247 147V143ZM255 142V143H254ZM229 143V144H228ZM232 143H234V144H232ZM239 143V144H240ZM244 143L246 144V145H244ZM254 143V144H253ZM77 144V145H78ZM92 146H91V145ZM172 144H174V145H172ZM226 144H228V145H226ZM88 145H90V146H88ZM143 145V144H142ZM172 145V146H171ZM222 145V146H221ZM225 145H226V147H225ZM229 145H231V146H229ZM253 145H255V147L253 146ZM96 146V145H95ZM175 146V147H174ZM177 146V147H176ZM184 146H186V147H184ZM190 148H189V147ZM225 148H224V147ZM256 146L258 147V148H256ZM56 147V148H55ZM97 147V146H96ZM161 147V148H160ZM204 147V148H203ZM219 147V148H218ZM229 147V148H228ZM232 147H233V149H232ZM260 147H262V148H260ZM73 148V149H72ZM78 150H77V149ZM160 148V149H159ZM174 148V149H173ZM222 148V149H221ZM226 148H227V150H226ZM237 148H238V151H239V153H238V151H237ZM241 150H243V151H241ZM244 148H248V150L247 149H244ZM250 148V149H249ZM261 150H260V149ZM75 149V150H74ZM92 149V150H91ZM143 149V150H142ZM164 149V150H163ZM205 149V150H204ZM259 149V150H258ZM82 152H81V151ZM97 150V149H96ZM179 150V151H178ZM192 151V152H189V151ZM199 150V151H198ZM222 150V151H221ZM235 150V151H234ZM252 150V151H251ZM256 150V151H255ZM143 151V152H142ZM159 151V152H158ZM178 151V152H177ZM220 151H221V153H220ZM229 151H231L230 153H229ZM232 151H234L235 153H237L238 154V156L237 155H234L235 153H232ZM246 151V152H245ZM262 151V152H261ZM48 152V153H47ZM61 152V153H60ZM73 154H72V153ZM77 152H78V154H77ZM152 152V153H151ZM173 152L174 153H176L177 152V154L178 155H182L181 157L182 158H180V157H178L177 156V154H176V156L179 158H177L176 156H175V158L173 157ZM189 152V153H188ZM195 152V153H194ZM199 152H201L200 154L203 156V154H204V157H202L203 159L206 157V159L205 160H209V159H212V161L213 160H217V158H216V156L219 158V160H221V161H225V160H227V162H228V164H229V167H228V169L230 168V170H228L227 169V171H225V170H223L224 171V173H222V174H220V175H218V176H220V177H218L217 176V174L216 173H214L213 175H216V176H212V178H209V176H208V179L206 178L207 176L205 175V178L206 179H204L203 178V176H202V178L204 179V180H199V179H197V180H195L194 181V183H193V181H191L190 179H192V180H194L193 179V177H192V175L190 176L188 173H186L187 175H189L191 178H189V176H187V177H185L186 176V174L185 173H183L184 174V176H183V174H182V176L184 177H182V178H179L178 179V177H180V175L179 174H175V172H174V170L175 169H173L174 167V165L177 163H179L178 165L180 166V167H182L181 168V170H183V167H184V170H186L185 168H187V169H190L191 171L193 170L194 171V168H195V170H198V168H196V166L198 167L199 165H200V163L201 162H199V160H196V159H193L194 158V156H195V154L196 153H199ZM243 152H245V153H243ZM247 152H250V153H248V155L250 156H248L246 153ZM252 152V153H251ZM256 154V155H258V156H256L254 153ZM82 153H83V155H82ZM136 153H138V154H136ZM160 153H162V154H160ZM185 153H186V155H185ZM203 153V154H202ZM209 153V154H208ZM227 153V154H226ZM242 153V154H241ZM259 153V154H258ZM70 154V155H69ZM72 154V155H71ZM76 154V155H75ZM86 154V155H85ZM91 154H93V155H91ZM131 154V153H130ZM136 154V155H135ZM146 154V155H145ZM151 154H152V156H151ZM157 154V155H156ZM167 154V155H166ZM192 154V155H191ZM194 154V155H193ZM199 154V155H200ZM233 154V155H232ZM241 154V155H240ZM246 154V156L248 157H245L244 155ZM253 154L256 156V157H258V158H256L255 156H253ZM74 155V156H73ZM139 155L141 156V159H140V157H139ZM145 157H144V156ZM162 155V156H161ZM175 155V154H174ZM184 155L186 156V158L184 157ZM201 155L199 156V157H201ZM224 155V156H223ZM227 155V156H226ZM232 155V156H231ZM252 155V156H251ZM66 156H68V157H66ZM83 156V157H82ZM87 156V157H86ZM91 156V157H90ZM151 156V157H150ZM164 156H165V158H164ZM193 156V157H192ZM197 156V155H196ZM231 157V159H230V157ZM235 156V157H234ZM237 156V157H236ZM244 157V161H243V158L242 157ZM259 156H261V157H259ZM263 156V157H262ZM46 157V158H45ZM86 159H85V158ZM89 157V158H88ZM147 157H148V159H147ZM173 158V159H175L174 161H176L175 163H174V165H173V163H172V171H171V169L169 170V165H168V163L169 162H166L167 161V159L168 158ZM198 157V156H197ZM199 157L197 158V159H199ZM215 157V159H213ZM51 158V159H50ZM56 158V159H55ZM58 158V159H57ZM88 158V159H87ZM104 158V159H103ZM170 158V159H171ZM178 160H177V159ZM184 158V159H183ZM189 158H191V159H189ZM247 158V159H246ZM252 158H254V159H252ZM260 158V159H259ZM20 164H21V166L23 167V166H25L26 165V163H28L30 160L29 159H31L30 157H21L20 156ZM63 159V160H62ZM64 159H66V160H64ZM82 159V160H81ZM159 160V161H155V160ZM162 161H161V160ZM164 159V160H163ZM172 159V160H173ZM225 159V160H224ZM237 159V160H236ZM263 159V160H262ZM32 160V159H31ZM56 162H55V161ZM80 160V161H79ZM103 160H106L105 162L103 161ZM148 160H150V161H148ZM182 160V161H181ZM186 160H187V162H186ZM191 161V162H188V161ZM194 160H196L197 162H199L198 164L199 165H197L195 162H193ZM235 160V161H234ZM238 160H239V162H238ZM249 160V161H248ZM73 161V162H72ZM84 161V162H83ZM96 161V162H95ZM156 162V163H153V162ZM201 161V160H200ZM253 161V162H252ZM31 162V161H30ZM55 162V163H54ZM75 162V163H74ZM104 162V163H103ZM106 162H108V163H106ZM158 162V163H157ZM160 162V163H159ZM161 162H162V164H161ZM164 162H165V164H164ZM193 162V163H192ZM239 164H238V163ZM246 162V163H245ZM263 162V163H262ZM45 163V164H44ZM52 163V164H51ZM65 163V164H64ZM74 163V164H73ZM78 163V164H77ZM94 163V164H93ZM171 163V162H170ZM169 163V164H170ZM187 163V164H186ZM188 163H189V165H188ZM248 163H250V164H248ZM256 163V165H254V169L252 168L253 167V164H255ZM261 165H260V164ZM40 164V165H41ZM71 164V165H70ZM84 164V165H83ZM106 164H110L109 165V167L108 166H105ZM153 164V165H152ZM154 164H155V166H154ZM167 164V168L165 167V165ZM176 164V166H175V168H177L178 167V165ZM196 164V165H195ZM235 164V165H234ZM50 165H51V168H50ZM160 165V166H159ZM183 165V166H182ZM187 165V166H186ZM239 165V166H238ZM249 165V166H248ZM46 166V167H45ZM100 166V167H101ZM152 166H154V167H152ZM157 166V167H156ZM162 166V167H161ZM169 166V167H168ZM189 166V167H188ZM238 166V167H237ZM252 166V167H251ZM259 166L261 167V169L259 168ZM71 167V168H70ZM96 167V166H95ZM104 167V168H103ZM160 169H159V168ZM180 167H178V169L180 168ZM237 167V168H236ZM42 168H43V170H42ZM155 168V169H154ZM156 168H157V170H156ZM256 168V169H255ZM261 170L260 172H258L257 173V171H259V169ZM55 169V170H54ZM90 169V170H89ZM158 169H159V171L162 169L163 170V172H162V170L160 171V172H162V173H164L163 174V177L165 178V179H163L162 178V180H164L163 182L161 181V180H159V181H154V180H158L159 178L161 179V176H162V173H161V176H160V173H158L159 171H158ZM166 171H165V170ZM169 170V173L167 172L168 170ZM236 169V170H235ZM251 169H253V170H251ZM46 170V171H45ZM78 170V171H77ZM93 170H96V172H94ZM100 170V169H99ZM112 170V171H111ZM154 170L156 171V172H154ZM180 170V171H181ZM190 170H186V171H190ZM238 171V172H234V171ZM241 170H242V172H241ZM255 170V171H254ZM22 171V170H21ZM75 171V172H74ZM178 171V170H177ZM234 172V174H233V172ZM253 171H254V173H253ZM82 172V173H81ZM89 172V173H88ZM98 172V173H97ZM108 172V173H107ZM174 172V173H173ZM221 172V171H220ZM219 172V173H220ZM250 172V173H249ZM35 173V174H34ZM80 173V174H79ZM94 173H96V174H94V176L95 175H97L96 176V178L94 177V179H93V174ZM99 173H101L102 174V176H100L101 174H99ZM226 173H228V174H226ZM259 173H260V175H259ZM26 174V175H25ZM32 174V175H31ZM103 174H105L106 175V177H108V175L107 174H111V177H110V175H109V177H108V180L110 179L111 180V182H112V179L111 178H113V181H116V182H112V184L110 183L109 185H108V183H109V181L107 180V179H105L108 183H106V181H105V183L108 185H106V184H104V186L106 185L107 187H110V186H112L110 189H112V191L109 189L108 190V197H110L109 195V193L110 192H112V194H113V197H112V194H111V197H112V199H109V201L111 202L110 203V205H112L111 207H110V205H108V203H107V201H108V197L107 196H105L107 193H104L103 195L105 196H103V195H100V194H98L99 196H98V198L96 197H94L93 198V191L95 190V188H93L95 185H96V183H93V182H95L96 180L95 179H97L99 176L102 178L103 176L105 177V175H103ZM173 174H175V175H178V177L176 178V179H174V180H176V182L174 181V182H171V179H172V176H173V178H175V175H173ZM226 174V175H225ZM257 176H256V175ZM34 175H35V177H34ZM79 175V176H78ZM99 175V176H98ZM114 175V176H113ZM155 175V176H154ZM160 176V177H158V178H156L157 176ZM241 177H240V176ZM26 176H28V177H26ZM38 176V177H37ZM43 178H42V177ZM86 176V177H85ZM88 176V177H87ZM92 176V177H91ZM117 176V175H116ZM155 178H153V177ZM166 176H169V177H166ZM222 176V177H221ZM232 176H233V178H232ZM236 176V177H235ZM258 176H260V177H258ZM32 177V178H31ZM39 177H41L40 178V180L38 179ZM81 177V178H80ZM90 177L93 179V180H95V181H93L92 183L91 182H89L90 180H92V179H90ZM99 177V182H98V180L96 181L97 182V185H96V187L98 186V184H99V186H103L102 185V182H104V181H102V179ZM262 177V178H261ZM31 178V179H30ZM34 178V179H33ZM38 179L39 181H36V179ZM48 180H47V179ZM89 178V179H88ZM185 178H187V179H185ZM217 179V180H212L211 181V179ZM230 180H229V179ZM257 178H259V179H257ZM33 179V180H32ZM43 179V180H42ZM86 179H88V180H86ZM101 179V180H100ZM152 179V180H151ZM169 179H170V181H169ZM221 179V180H220ZM224 179V180H223ZM235 179V180H234ZM262 180V183H261V180ZM47 181V183H46V181ZM57 180V181H56ZM178 180V181H177ZM199 180V181H198ZM206 180H208V181H206ZM210 180V181H209ZM237 180V181H236ZM252 180V181H251ZM260 181V185L257 183V182H259ZM44 181V182H43ZM49 181V182H48ZM102 181V182H101ZM169 181V182H168ZM196 181H198L197 183H196ZM200 181H202L201 183H200ZM225 181V182H224ZM36 182H38L37 184H36ZM39 182L41 183V184H39ZM63 182V183H62ZM84 182V183H83ZM91 183L90 185H92L91 187V189L89 188V187H87L86 185L88 184V186H89V183ZM157 184H156V183ZM160 184H159V183ZM207 182V183H206ZM210 182V184H208ZM220 182H222V183H220ZM66 183V184H65ZM87 183V184H86ZM172 183H173V185H172ZM175 183V184H174ZM203 183V184H202ZM207 184V186H206V184ZM215 185V187L213 186V184ZM216 183V184H215ZM258 185H257V184ZM86 184V185H85ZM95 184V185H94ZM153 184V185H152ZM164 185V186H162V185ZM195 186H194V185ZM201 184V185H200ZM212 184V185H211ZM219 184V185H218ZM221 184V185H220ZM256 184V185H255ZM34 185H36L35 187H34ZM38 185V186H37ZM52 185V186H51ZM155 185V186H154ZM248 185V186H247ZM254 185V186H253ZM261 185V186H262ZM52 188H51V187ZM62 186V187H61ZM75 186H78L79 188H81V189H79L78 188V190H77V188L75 187ZM81 186V187H80ZM161 186V187H160ZM201 186V187H200ZM220 186V187H219ZM246 186V187H245ZM250 186V187H249ZM262 186V187H263ZM23 187V188H22ZM27 189H25V188ZM32 187H33V189H32ZM57 187H59V188H57ZM73 187H75V189H73ZM85 187V188H84ZM159 187V188H158ZM192 187V188H191ZM195 187V188H194ZM232 190V191H230V189ZM244 187H245V189H244ZM37 188V189H36ZM40 188V189H39ZM213 188H215V190L213 189ZM217 188H219L218 190L219 191H216L217 190ZM228 190H227V189ZM36 189V190H35ZM39 189V190H38ZM43 189V190H42ZM50 190V191H48V190ZM57 189H58V191H57ZM64 189V190H63ZM203 189V190H202ZM240 189L241 190H244V191H240ZM247 189V190H246ZM38 190V191H37ZM45 190V191H44ZM52 190H54V191H52ZM62 190V191H61ZM75 191V192H77L78 194L80 193V190H81V195L79 196V195H77L78 197H81L80 199H78L77 200V196H75L74 195V198L78 201V202H74L73 200H74V198H73V194H75V192L74 193H72L71 194V191ZM192 190H193V192H192ZM199 190H200V192H199ZM212 190V191H211ZM220 190H221V192H220ZM225 192H224V191ZM33 191H34V193H33ZM88 191V192H87ZM209 191V192H208ZM214 191V192H213ZM194 192H195V194L197 195H195L194 194ZM208 192V193H207ZM225 193V195H221V194H217V193ZM231 192V193H230ZM23 193H25V192H23ZM25 193V194H26ZM33 195H32V194ZM36 193V194H35ZM76 193V194H77ZM83 193V194H82ZM211 193V194H210ZM29 194V195H28ZM41 194H39V196L41 195ZM63 194V195H62ZM86 195V197H85V195ZM208 194V195H207ZM213 194V199L211 198L212 195ZM214 194H216V195H214ZM91 195H92V197H91ZM210 195V196H209ZM220 195V196H219ZM45 196V195H44ZM95 196H97V194H95ZM30 197V198H31ZM90 197V198H89ZM99 197H101V199H102V197L105 199V198H107V200L106 201H102V200H100V198ZM42 198H44V197H42L41 196V201H43L42 200ZM121 198V199H120ZM201 198V199H200ZM103 199V200H104ZM205 199V200H204ZM149 200V201H148ZM185 200V201H184ZM202 200V201H201ZM41 201H39V202H41ZM81 201V202H80ZM108 201V202H109ZM198 201V202H197ZM116 202L119 204H117V207H116ZM121 202H122V200H121ZM151 202V203H150ZM176 202V203H175ZM191 202V205L193 204ZM76 206H75V205ZM95 204V205H94ZM108 205V207L110 208V210L111 209H113L112 207H114V210H115V212H116V210H117V212L115 213H113V212H111V213H109V211H107V206L106 205ZM151 204H152V206H151ZM176 204V205H175ZM183 204V205H182ZM149 205V206H148ZM86 206V207H85ZM102 206H103V208H102ZM104 206H106V208H104ZM158 206L160 207L159 209H158ZM184 206V207H183ZM74 207V208H73ZM93 207V208H92ZM73 208V209H72ZM86 208V209H85ZM87 208H89V209H87ZM91 208V209H90ZM152 210H151V209ZM162 208V209H161ZM181 208V209H182ZM106 211H105V210ZM119 209V210H118ZM148 209H150V210H148ZM155 209V210H154ZM75 212H74V211ZM82 210V211H81ZM92 210V211H91ZM113 210V211H114ZM71 211V212H70ZM73 211V212H72ZM91 211V212H90ZM155 211H156V213H155ZM163 211V212H162ZM176 213H175V212ZM106 212H108L107 213V216H106ZM175 214H174V213ZM151 213V214H150ZM69 214V215H70ZM87 214V215H86ZM110 215V216H108V217H115L114 215ZM143 214V215H142ZM145 214H147V215H145ZM154 214V215H153ZM174 214V215H173ZM86 215V216H85ZM106 216V218H105V216ZM153 215V216H152ZM156 215V216H155ZM104 217V219L103 218H100V217ZM171 216V217H170ZM173 216V217H172ZM152 217V218H151ZM158 217V218H157ZM169 217V218H168ZM79 218V219H78ZM95 218V219H94ZM154 218V219H153ZM156 218H157V220L159 221H157L156 220ZM167 219V220H165V219ZM108 219H110V218H107V220ZM151 219V220H150ZM94 220V221H93ZM144 220V221H143ZM145 220H148V222L147 221H145ZM93 223H92V222ZM110 221H111V219H110ZM151 221V222H150ZM157 221V222H156ZM161 221V222H160ZM75 222V223H76ZM89 222V223H88ZM91 222V223H90ZM107 222H109V221H107ZM147 222V223H146ZM169 222V221H168ZM158 223V224H157ZM143 224L145 225L144 227H143ZM92 225H94V226H92ZM96 225H98V224H96ZM142 226V227H141ZM153 226V227H154ZM146 227V228H145ZM136 228H137V230H136ZM134 229L131 231L132 233L131 234H129L126 238H123V239H121V240H118V241H116V242H113V243H111V244H108V245H105V246H101V247H99L98 249L100 250H102L103 249V252L105 253V254H107L108 256H105V254H104V257L106 258V259H108V261H112V257H114V255L115 254H119V252H117V253H115V248H118L119 246H123V244H125V243H128L127 241H131V240H133V237L135 236V238L134 239H136V236H137V234L135 235V231H134ZM139 229H141V230H144V229H146V230H144V231H141V230H139ZM139 230V231H138ZM139 233H138V232ZM262 233L263 232H258V234H253L252 235V237H250V238H248V236L246 237V236H243V238L244 237H246L245 238V241L243 240V238H242V236H239V237H236V238H234V239H231L232 240V242H231V240H229V241H226V242H224V243H222L221 245H219V246H216V249H215V247H214V249L213 248H209V249H207L206 250V252L204 253H202V252H197V253H193V255H190L189 257L188 256H186V258H184L183 260H182V258H181V260L180 259H178L177 260V258H175L174 260L175 261H172V263L171 262H169V261H167V263L164 261V259H162L161 260V262L158 260V259H156L157 257L156 256H153L154 257V259L152 260V264H157L158 262H159V264H231V262H233L232 264H253V262H254V264H264V239H263V237H264V233H263V235H262ZM146 234H148V233H145V235ZM152 234V233H151ZM148 236H149V234H148ZM148 236H146V237H148ZM254 236V237H253ZM51 237V238H50ZM256 237V238H255ZM47 238H48V240H50V241H48L47 240ZM53 238V239H52ZM138 238V237H137ZM253 238H254V240H253ZM54 242H53V241ZM233 240H235V241H233ZM252 240V241H251ZM258 240V241H257ZM46 241H47V243H48V245H49V242H50V244H51V246H55L54 247V249H55V251H54V249L52 250V248L53 247H51L50 245L49 246H47V247H50V249H48L47 247L44 249V252H45V257H44V254H43V258H40V256H39V258L42 260V259H46V260H48V261H44V260H42V261H44L45 262V264L47 263V264H57L58 263V261H59V259H60V263L61 264H67L68 263V261H67V259L69 258V257H67V255L69 256V254H70V258L72 257V260H70V258H69V262H71V263H68V264H74L72 261H77V258L76 257H78V261H77V263L78 264H84V263H81L80 261H81V259L83 258V256L82 255H84V253L85 254H87V253H89V252H91V253H93L94 251L96 252L98 249L96 248V249H85V248H79V247H77V246H67L66 245V243L64 244V242L62 241V242H60L59 241V239H58V241H57V239L56 238H54V237H52L51 235H46ZM129 241V242H130ZM250 242V244H249V242ZM248 244H247V243ZM255 242V243H254ZM227 243V244H226ZM252 243V244H251ZM259 243V244H258ZM52 244H57V245H52ZM226 244V245H225ZM126 245V244H125ZM59 247V248H58ZM124 247V246H123ZM218 247V248H217ZM78 248V249H77ZM58 249V251H56ZM82 249V250H81ZM63 250V251H62ZM74 250V251H73ZM78 250H80V251H78ZM99 250L96 252L97 254H98V252H99ZM113 250H114V253H113ZM61 252V253H59L60 254V256L61 257H59V255H56L58 252ZM77 251V252H76ZM83 251V252H82ZM85 251V252H84ZM89 251V252H88ZM112 251V252H111ZM116 251H118V250H116ZM119 251H120V247H119ZM43 252V253H44ZM80 254H79V253ZM82 252V253H81ZM102 252V251H101ZM103 252L101 253V254H99L101 257L103 256ZM100 253V252H99ZM110 253H112L111 254V258L109 257L110 256ZM202 253V254H201ZM77 254V255H76ZM90 254V253H89ZM114 254V255H113ZM196 254V255H195ZM79 255H81V257H79ZM93 255H95V253H93ZM66 256V257H65ZM57 257H59V259L57 258ZM85 257V256H84ZM103 257V261H104V263L105 262H108L105 258ZM111 259V260H109V258ZM156 257V258H155ZM227 257H229V258H227ZM38 258V257H37ZM38 258V259H39ZM73 258H76V260H73ZM86 258V257H85ZM39 259V261H41ZM58 259V260H57ZM231 259V260H230ZM63 260V261H62ZM65 260V261H64ZM80 260V261H79ZM156 260H158V261H156ZM227 260V261H226ZM42 261H41V263H42ZM85 261V260H84ZM164 261V262H163ZM178 261V262H177ZM57 262V263H56ZM64 262V263H63ZM146 262V261H145ZM155 262V263H154ZM169 262V263H168ZM260 262V263H259ZM37 263H38V261H37ZM40 263V264H41ZM77 263H75V264H77ZM147 263V262H146ZM146 263H144V261L141 263L140 262V264H146ZM59 264V263H58ZM148 264V263H147Z\"/></svg>","mask_w":264,"mask_h":264}]
</instances>
